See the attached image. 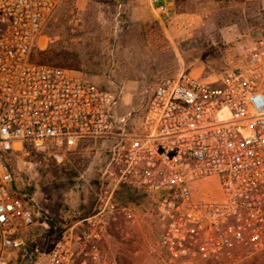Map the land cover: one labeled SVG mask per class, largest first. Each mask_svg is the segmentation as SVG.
I'll list each match as a JSON object with an SVG mask.
<instances>
[{
  "label": "built area",
  "instance_id": "1",
  "mask_svg": "<svg viewBox=\"0 0 264 264\" xmlns=\"http://www.w3.org/2000/svg\"><path fill=\"white\" fill-rule=\"evenodd\" d=\"M71 1L0 0V264H121L104 250L103 219H135L116 200L124 185L154 197L164 225L159 243L172 260L239 264L264 256V31L218 81L182 75L159 83L141 132L132 136L122 131L127 119L117 116V93L33 60L47 23ZM174 1L151 3L172 21ZM109 138L118 142L100 212L43 252L36 239L40 213L15 190L9 154L30 145L62 159L84 141ZM213 179L220 199L206 189ZM38 255L46 257L35 261Z\"/></svg>",
  "mask_w": 264,
  "mask_h": 264
},
{
  "label": "rangeland",
  "instance_id": "2",
  "mask_svg": "<svg viewBox=\"0 0 264 264\" xmlns=\"http://www.w3.org/2000/svg\"><path fill=\"white\" fill-rule=\"evenodd\" d=\"M174 7V19L162 23L149 0H72L47 23L33 60L67 68L117 93V116L127 119L122 131L135 136L159 83L182 75L218 81L240 65L246 45L264 31V0H181ZM117 142L84 141L62 159L21 148L9 154L15 190L40 213L36 239L43 252H50L77 223L100 212ZM206 189L220 199L217 179L208 181ZM116 200L136 217H104L103 246L109 259L121 264H183L160 246L164 225L153 196L123 190ZM45 257L38 255L35 261ZM239 264H264V256Z\"/></svg>",
  "mask_w": 264,
  "mask_h": 264
},
{
  "label": "trees",
  "instance_id": "3",
  "mask_svg": "<svg viewBox=\"0 0 264 264\" xmlns=\"http://www.w3.org/2000/svg\"><path fill=\"white\" fill-rule=\"evenodd\" d=\"M27 149H29L30 152H31L33 155L37 156L36 151H35V150L33 149V147L30 146V145H25V146L22 148V151L27 150ZM123 190H126V191L134 190V191L139 192V190H142V189H140V188H134V187H131V186L124 185V186L119 190L118 194L121 193ZM118 194H117V195H118Z\"/></svg>",
  "mask_w": 264,
  "mask_h": 264
},
{
  "label": "crops",
  "instance_id": "4",
  "mask_svg": "<svg viewBox=\"0 0 264 264\" xmlns=\"http://www.w3.org/2000/svg\"><path fill=\"white\" fill-rule=\"evenodd\" d=\"M149 1H150V3H151V0H149ZM180 1H181V0H175L174 3H173V5L175 6V4H176V6H177L178 4H180ZM151 6H152V3H151ZM152 10L154 11L153 7H152ZM154 12H155V11H154ZM155 14H156V13H155ZM156 16H157V18H158L162 23H165L164 20H163L162 18H160L157 14H156Z\"/></svg>",
  "mask_w": 264,
  "mask_h": 264
}]
</instances>
